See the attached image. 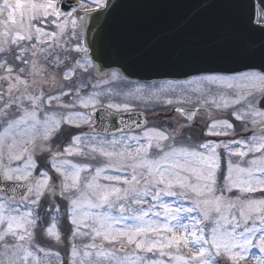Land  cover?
<instances>
[{
    "label": "snow or ice",
    "instance_id": "1",
    "mask_svg": "<svg viewBox=\"0 0 264 264\" xmlns=\"http://www.w3.org/2000/svg\"><path fill=\"white\" fill-rule=\"evenodd\" d=\"M176 10L133 49L164 79L101 73ZM0 181V264H264V0H0Z\"/></svg>",
    "mask_w": 264,
    "mask_h": 264
},
{
    "label": "water",
    "instance_id": "2",
    "mask_svg": "<svg viewBox=\"0 0 264 264\" xmlns=\"http://www.w3.org/2000/svg\"><path fill=\"white\" fill-rule=\"evenodd\" d=\"M148 15L154 17L148 27L138 28L127 37L120 33L119 20H115L109 25L102 38L101 46L104 49V55L99 60H96V63L100 65L101 73L111 72L113 69L124 71L125 68H128L134 73L131 77L134 81L146 83L151 80L164 79L162 76L144 70L141 60L134 55L133 49L145 44L152 39L154 34L178 25L181 22L183 13L176 10L150 12ZM99 115L100 113H97V119H99ZM125 118L127 119V114H125ZM112 123L117 124L118 121L114 120ZM246 135L248 133L243 136ZM3 184L4 182L0 181V187Z\"/></svg>",
    "mask_w": 264,
    "mask_h": 264
},
{
    "label": "rangeland",
    "instance_id": "3",
    "mask_svg": "<svg viewBox=\"0 0 264 264\" xmlns=\"http://www.w3.org/2000/svg\"><path fill=\"white\" fill-rule=\"evenodd\" d=\"M79 1L81 2V0H79ZM135 110L137 112H141V113H143L144 115L147 116V119L149 120V126H152V125L162 126L163 122L167 120L166 118H165L166 119L165 120L164 117L167 116V115H169V113H170V112L165 113V112L161 111V109L159 107H156L154 109L147 108L145 105H143V104H141L139 102H137L136 109ZM85 111H87V110H85ZM73 130H76V129H73ZM76 131H78V130H76ZM237 132H238V134L240 136H241V134L247 133L244 130L240 129L239 127H237ZM195 133H196V135H199L200 131L199 132H195ZM44 159H45L44 157L38 156V160H41L42 161ZM169 202H172L171 201V198H169ZM41 243L44 244V246L46 248H48L49 250H52V251L59 250L62 254H66V249H64V248L57 249L56 246L53 243H50L48 241H41ZM251 255H253V256H259L261 254H260V252H259L258 249H252L251 250ZM251 264H254V261H252Z\"/></svg>",
    "mask_w": 264,
    "mask_h": 264
},
{
    "label": "trees",
    "instance_id": "4",
    "mask_svg": "<svg viewBox=\"0 0 264 264\" xmlns=\"http://www.w3.org/2000/svg\"><path fill=\"white\" fill-rule=\"evenodd\" d=\"M39 162H40V166H41V167H45V166H46V164H45V163H46V161H45V160H42V161H41V160H39Z\"/></svg>",
    "mask_w": 264,
    "mask_h": 264
}]
</instances>
